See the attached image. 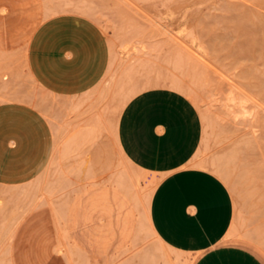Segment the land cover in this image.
<instances>
[{
    "label": "rangeland",
    "instance_id": "obj_1",
    "mask_svg": "<svg viewBox=\"0 0 264 264\" xmlns=\"http://www.w3.org/2000/svg\"><path fill=\"white\" fill-rule=\"evenodd\" d=\"M72 49L74 97L36 74ZM159 86L197 105L196 164L228 185L231 229L264 259V0H0V137L26 121L16 157L33 174L0 180V264H163L144 248L157 181L117 140L126 103Z\"/></svg>",
    "mask_w": 264,
    "mask_h": 264
},
{
    "label": "crops",
    "instance_id": "obj_2",
    "mask_svg": "<svg viewBox=\"0 0 264 264\" xmlns=\"http://www.w3.org/2000/svg\"><path fill=\"white\" fill-rule=\"evenodd\" d=\"M77 47L83 56L100 64L102 71L108 69L109 63L95 57L96 51L87 55L84 48ZM73 49L59 68L47 66L36 71L43 83L69 96L75 91L70 90L74 83L69 73ZM22 121L19 129L7 130L0 137L21 130L26 133L14 150H7L6 143L0 144V180L21 181L33 175L17 158L29 129ZM202 138L203 122L197 105L170 87L140 91L123 107L117 122V140L126 157L157 181L149 202V217L163 249L171 250L173 255L178 252L195 256L194 264H264L262 256L244 240L229 235L235 216L233 195L223 179L196 164ZM7 156L16 158L14 165H8ZM157 247H162L161 243L148 234L144 248L151 252Z\"/></svg>",
    "mask_w": 264,
    "mask_h": 264
},
{
    "label": "bare ground",
    "instance_id": "obj_3",
    "mask_svg": "<svg viewBox=\"0 0 264 264\" xmlns=\"http://www.w3.org/2000/svg\"><path fill=\"white\" fill-rule=\"evenodd\" d=\"M244 96H245V95H244ZM232 99L234 100V98H231V101H232ZM238 102H239V101H238ZM236 105H237V104H236ZM241 105H242V104H241ZM235 109H236V108H235ZM237 111H238V110H237ZM231 230L233 231L234 229H231ZM235 230H236V229H235ZM235 230H234V231H235ZM234 231H233V232H234ZM237 231H238V230H237ZM230 232H231V231H230ZM156 234H157V233H156ZM156 234H155V232H153L152 235H153L154 239L158 240V241L161 243V246H162V247H157V249H158V253H159V252L161 253V259H162L161 261H163L162 263H163V264H177L176 261L174 260V258H176V259H180V257H181L184 253L178 254V252H176L177 254L175 253L176 255H173L174 252L172 253L171 250H170V251H171V252H170L168 249H166V250L163 249V245H164V244L159 240V238L157 237ZM234 234H235V237H236V234H237L236 231L234 232ZM234 234L229 233V235H231L232 237L234 236ZM247 234H248V233H247ZM229 235H228V237H229ZM237 236H238V234H237ZM238 237H239V236H238ZM244 237H245V236H243V239H245ZM246 237H247V235H246ZM249 237H250V236L248 235V238H249ZM225 238H227V237H225ZM260 243H261V242H260ZM171 247H172V246H171ZM171 247H170V248H171ZM164 248H165V247H164ZM168 248H169V247H168ZM171 249H172V248H171ZM173 249H175V248H173ZM178 250H179V249H178ZM174 251H176V249H175ZM179 251H180V250H179ZM183 252H184V251H183ZM171 253H172V254H171ZM198 254H199V252H198ZM198 254H197V255H198ZM197 255H196V256H197ZM149 256H150V255H149ZM158 257L160 258L159 255H158ZM149 258H150V257H149ZM159 258H158V259H159ZM155 259H156V258H155ZM150 260H151V259H150ZM153 260H154V259H153ZM194 260H195V256H194L192 262H194ZM151 261H152V260H151ZM152 262H153V261H152ZM152 262H151V264H153ZM154 262H155V260H154ZM149 263H150V261H149ZM157 263H158V260H157Z\"/></svg>",
    "mask_w": 264,
    "mask_h": 264
}]
</instances>
